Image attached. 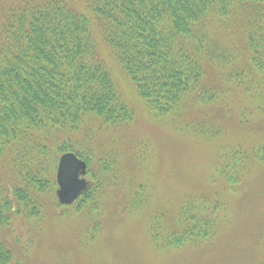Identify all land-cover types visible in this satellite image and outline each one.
Segmentation results:
<instances>
[{"label":"trees","instance_id":"1","mask_svg":"<svg viewBox=\"0 0 264 264\" xmlns=\"http://www.w3.org/2000/svg\"><path fill=\"white\" fill-rule=\"evenodd\" d=\"M19 1L0 25V161L9 158L17 178L12 186L0 179V228L16 216H42L44 197L58 187L56 154L73 152L88 164L89 185L72 205L59 204L89 216L88 242L102 233V195L123 181L117 156H97L91 143L82 147L77 141L79 149L70 139L60 141L55 131L78 133L89 116L114 127L134 121L136 112L122 97L104 48L147 110L165 118L177 115L201 87L205 62L222 60L211 29L237 12L248 14L246 66L257 84L244 85V92L257 100L264 114V0ZM227 145L218 148L213 177L234 191L252 164L264 162V145L252 154ZM26 155L30 163L21 161ZM136 183H130L126 209L142 218L144 234L156 251L201 245L225 219L227 204L202 194L188 197L171 218L162 207L152 208V189ZM0 264L25 263L16 262L11 249L0 242Z\"/></svg>","mask_w":264,"mask_h":264},{"label":"rangeland","instance_id":"2","mask_svg":"<svg viewBox=\"0 0 264 264\" xmlns=\"http://www.w3.org/2000/svg\"><path fill=\"white\" fill-rule=\"evenodd\" d=\"M17 1L0 0V25ZM226 21L211 29L215 50L222 60L205 62L201 87L177 115L165 118H156L147 110L121 66L107 48L103 49L122 97L136 112L134 121L114 127L89 116L78 133L55 131L60 141L70 139L79 149L77 141L83 143L82 147L91 143L97 156L106 152L117 156L122 173L118 178L123 181L109 186L102 195V233L93 242L86 240L89 216L60 206L57 187L44 197L40 218L16 216L8 227L0 228V242L11 249L16 262L264 264V162L252 164L234 191L222 178L213 177L219 147L232 144L252 154L264 145V114L257 100L244 92V85L257 84L246 66L250 57L244 35L248 14L237 12ZM44 133L48 146V131ZM51 150L55 154L53 147ZM35 155L33 151L31 156ZM62 155L56 154L55 180ZM29 159V155L21 157L23 162ZM0 179L6 186L17 181L9 158L0 161ZM131 182L148 185L155 196L152 208L162 207L171 218H176L188 197L202 194L227 204L225 219L221 218L219 230L201 245L156 251L148 234H144L142 218L128 214L126 209Z\"/></svg>","mask_w":264,"mask_h":264},{"label":"water","instance_id":"3","mask_svg":"<svg viewBox=\"0 0 264 264\" xmlns=\"http://www.w3.org/2000/svg\"><path fill=\"white\" fill-rule=\"evenodd\" d=\"M88 164L75 153H64L57 168V197L61 205H72L87 189Z\"/></svg>","mask_w":264,"mask_h":264}]
</instances>
